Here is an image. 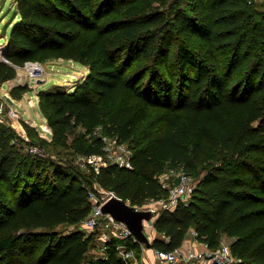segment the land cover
<instances>
[{"label": "trees", "instance_id": "obj_1", "mask_svg": "<svg viewBox=\"0 0 264 264\" xmlns=\"http://www.w3.org/2000/svg\"><path fill=\"white\" fill-rule=\"evenodd\" d=\"M15 5L19 21L4 47L10 64L0 60V82L14 80L15 66L27 62L64 59L87 67L73 90L39 91L50 142L104 156L101 128L131 147L132 168L108 163L85 172L68 158L28 155L16 131L0 123V264L18 254L21 264H126L118 239L107 243V258L87 261L95 233L55 230L86 220L97 187L137 207L167 197L160 176L169 169H184L197 186L188 204L156 218L153 248L173 251L194 229L214 249L230 239L238 264H264V2ZM30 90L19 85L12 96Z\"/></svg>", "mask_w": 264, "mask_h": 264}, {"label": "built area", "instance_id": "obj_2", "mask_svg": "<svg viewBox=\"0 0 264 264\" xmlns=\"http://www.w3.org/2000/svg\"><path fill=\"white\" fill-rule=\"evenodd\" d=\"M4 47H0V60L9 63V60L4 56ZM18 71L23 70L26 72L27 82L30 86L31 80L35 79L36 84L38 81H43L46 73V68L41 62H27L24 66H15ZM16 79V78H15ZM14 80L5 82L8 85L13 83ZM5 83L0 82V90ZM30 83V84H29ZM12 86V85H11ZM17 86V84H16ZM15 87V86H13ZM12 100V102L10 101ZM15 100L11 98L9 93H0V123H9L18 118V111L13 107L12 104ZM46 136L51 137L53 132L52 129L47 126L43 128ZM97 135L101 136L105 143L106 154L111 158V162L118 164L121 167L132 168L131 155L132 151L127 147L126 144L118 143L114 138L104 136L102 131L97 130ZM33 153H38V148H32ZM116 151L117 154H114ZM42 155L41 153H38ZM104 156L94 155L89 158H103ZM102 165L95 166L98 170ZM175 171V170H171ZM179 171L177 182L171 186H167L161 180L165 173L160 176V181L164 187L169 189V195L159 200L152 199L145 203L141 207L135 206L139 210L152 211L155 214V219L159 214L166 210H174L179 204H188L191 200L193 193L197 186V181L193 176L188 174L184 169ZM176 172V171H175ZM112 197L120 198L115 192L104 190L97 187L96 191L89 192V200L92 205L90 215L81 224L85 231L89 234L95 233L96 237L104 242L102 247L103 255L102 258H107V243L112 239L120 240L117 245L119 255L123 258L126 264H149L148 255L152 256V264H238L240 260L234 256L230 244L221 243V245L214 249L209 247L207 244L202 243L201 249L195 248L193 245H182L173 251H160L155 248H148L144 244L139 243L132 231L127 227L126 224L116 220L112 215L103 213L104 204ZM122 199V198H120ZM130 203V201H127ZM131 204V203H130ZM151 226L154 228V223H147V227ZM197 238V233H195ZM137 242L140 244L139 251L137 249L130 248L129 243ZM148 258V260L146 259Z\"/></svg>", "mask_w": 264, "mask_h": 264}, {"label": "rangeland", "instance_id": "obj_3", "mask_svg": "<svg viewBox=\"0 0 264 264\" xmlns=\"http://www.w3.org/2000/svg\"><path fill=\"white\" fill-rule=\"evenodd\" d=\"M255 3H257L258 6H261L264 2V0H254ZM189 2H187L186 5H188ZM15 0H0V47H5L8 43L10 34L16 25V23L19 21V17L15 18ZM15 9V10H14ZM14 10V11H13ZM12 11V12H11ZM10 15V16H9ZM9 19H8V18ZM4 19V20H3ZM5 21V22H4ZM2 22H4L2 24ZM3 25V26H2ZM5 37V38H4ZM44 67L46 68V73L44 77V83L40 86H36V80H31V85H28L26 72L23 70L18 71L16 79H14L13 83L11 85L5 83L3 85V92H0L1 95L4 93H9L11 98L13 100H24L23 102H27V104L33 109V113L36 116L37 124H33V122L29 125L32 127H35V129L38 131L39 135L36 137L30 136L25 128L24 123H26L24 120L23 114L18 110V104L17 103H11L13 107L18 111V118L10 121L9 123H4L5 125L10 126L12 129H14L17 133V135L24 141L23 148L24 153L28 155H36V153H33L32 148H38V153L43 154L47 158H51L53 160H58L59 158H68L70 160V163H72L74 166L79 167L81 171H88L87 165L91 166H99L102 165V163H105L107 165L109 162H111V158L108 157L109 154L104 155L103 158H88L84 157L80 154L75 153L73 150L69 148H63V147H55L51 144V137L46 136V133L43 128H46L49 124L47 121H42L37 114L36 110L34 109L36 102L38 101L39 105V89H49L53 86H64L68 90H73V88L76 86V84L81 81L87 74L86 69L83 65H81L78 62L71 61V60H64V59H50L45 62H41ZM19 85H28L30 87V91H27L22 94V97L20 99H14L12 96V90ZM15 86V87H13ZM98 131H101V128L98 129ZM42 139L47 140V143H42ZM127 147L131 150V147L127 145ZM37 153V155H38ZM114 154H117L116 151H114ZM179 171H171L170 169L166 171L165 175L162 177V182L166 184L167 186H171L174 183L177 182ZM196 179V178H195ZM197 181V179H196ZM82 229L85 231L83 224H80L79 226L71 227V226H60L55 231L58 232H67L69 230L73 229ZM87 234H89L87 231H85ZM156 230H154L153 227L150 225L147 227V233L151 240L155 238L157 233H155ZM223 243L230 244V239L224 237L222 239ZM222 243V244H223ZM104 245V242L99 240L97 237L95 241L93 242V245L91 247V250L89 252V255L87 257V261L90 260H99V258H102L103 250L102 247ZM21 255L18 254L17 256H13L11 258L10 263L12 264H21ZM89 264V262L87 263Z\"/></svg>", "mask_w": 264, "mask_h": 264}, {"label": "water", "instance_id": "obj_4", "mask_svg": "<svg viewBox=\"0 0 264 264\" xmlns=\"http://www.w3.org/2000/svg\"><path fill=\"white\" fill-rule=\"evenodd\" d=\"M39 85L43 81L37 82ZM12 102V100H10ZM103 213L112 215L116 220L123 222L132 231L139 243L148 248L153 247V240L147 233V223H156L155 214L148 210H139L124 199L112 197L102 208Z\"/></svg>", "mask_w": 264, "mask_h": 264}, {"label": "crops", "instance_id": "obj_5", "mask_svg": "<svg viewBox=\"0 0 264 264\" xmlns=\"http://www.w3.org/2000/svg\"><path fill=\"white\" fill-rule=\"evenodd\" d=\"M18 16H16V13H15V18H17ZM87 68V67H85ZM86 71V74L88 73V68L85 70ZM11 81V80H10ZM30 84V83H29ZM41 85V84H40ZM38 83L36 84V86H40ZM30 86H32L30 84ZM3 88V87H2ZM40 91V89L38 90ZM0 92H3V90L1 89ZM24 100H15V103L18 104V110L23 114L22 116H24V120L26 123L28 124H31L33 122V124H37V121H36V116L35 114L33 113V109L27 104V102H23ZM34 109L36 110V114L37 116L42 119V121H47L41 114L40 110H39V106H38V101L36 102V105L34 107ZM32 125V124H31ZM49 126V125H48ZM50 127V126H49ZM51 128V127H50ZM154 230H155V227H154ZM157 233V232H155ZM195 230L192 229L187 237V239L185 240L184 242V245H188V244H191L193 245L195 248L197 249H201L203 247V244L202 242L198 241V239L196 238V235H195ZM157 236V235H156ZM155 236V237H156ZM149 258V260H148ZM148 258L146 257V259L149 261L148 263L149 264H152V256L151 255H148Z\"/></svg>", "mask_w": 264, "mask_h": 264}, {"label": "bare ground", "instance_id": "obj_6", "mask_svg": "<svg viewBox=\"0 0 264 264\" xmlns=\"http://www.w3.org/2000/svg\"><path fill=\"white\" fill-rule=\"evenodd\" d=\"M15 7H16V6H15ZM14 10H15V9H14ZM14 10H13V11H14ZM11 12H12V11H11ZM9 16H10V15H9ZM7 18H8V17H7ZM8 19H9V18H8ZM3 20H4V19H3ZM4 22H5V21H4ZM4 22H2V24H3ZM0 25H1V24H0ZM2 26H3V25H2ZM4 38H5V37H4ZM0 44H1V43H0ZM36 121H38V120H36Z\"/></svg>", "mask_w": 264, "mask_h": 264}]
</instances>
